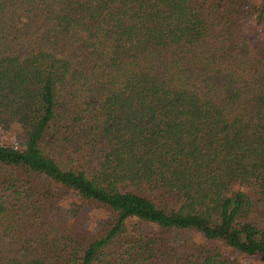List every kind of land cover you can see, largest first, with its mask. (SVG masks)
Instances as JSON below:
<instances>
[{"label": "trees", "instance_id": "trees-1", "mask_svg": "<svg viewBox=\"0 0 264 264\" xmlns=\"http://www.w3.org/2000/svg\"><path fill=\"white\" fill-rule=\"evenodd\" d=\"M252 22L264 0H0V264L264 262Z\"/></svg>", "mask_w": 264, "mask_h": 264}, {"label": "rangeland", "instance_id": "rangeland-1", "mask_svg": "<svg viewBox=\"0 0 264 264\" xmlns=\"http://www.w3.org/2000/svg\"><path fill=\"white\" fill-rule=\"evenodd\" d=\"M251 26L253 27H258V28H262L264 29V26H258V24L256 22H252L250 23V25L248 26L249 28H251ZM18 134H16L15 131H5V130H1L0 131V136L2 138V140L6 141V142H9V143H14V144H20V143H23V139L20 138V137H17ZM95 222V217L92 216L91 219H90V224H94ZM179 236L182 237L184 236V233L180 232L179 233ZM249 263L250 264H264V262L261 261V259L257 258V257H251L249 259Z\"/></svg>", "mask_w": 264, "mask_h": 264}]
</instances>
